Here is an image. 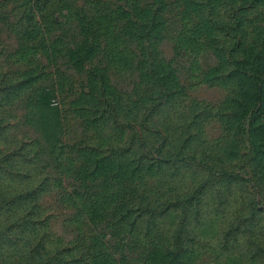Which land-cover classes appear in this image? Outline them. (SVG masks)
Listing matches in <instances>:
<instances>
[{
	"label": "rangeland",
	"instance_id": "374dc122",
	"mask_svg": "<svg viewBox=\"0 0 264 264\" xmlns=\"http://www.w3.org/2000/svg\"><path fill=\"white\" fill-rule=\"evenodd\" d=\"M0 264H264V0H0Z\"/></svg>",
	"mask_w": 264,
	"mask_h": 264
}]
</instances>
